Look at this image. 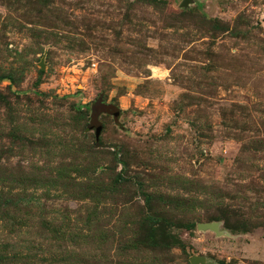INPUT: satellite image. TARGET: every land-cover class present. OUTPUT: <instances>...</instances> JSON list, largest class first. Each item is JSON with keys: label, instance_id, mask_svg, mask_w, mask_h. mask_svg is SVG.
Returning a JSON list of instances; mask_svg holds the SVG:
<instances>
[{"label": "rangeland", "instance_id": "1", "mask_svg": "<svg viewBox=\"0 0 264 264\" xmlns=\"http://www.w3.org/2000/svg\"><path fill=\"white\" fill-rule=\"evenodd\" d=\"M192 255L264 264V0H0V264Z\"/></svg>", "mask_w": 264, "mask_h": 264}, {"label": "water", "instance_id": "2", "mask_svg": "<svg viewBox=\"0 0 264 264\" xmlns=\"http://www.w3.org/2000/svg\"><path fill=\"white\" fill-rule=\"evenodd\" d=\"M186 0H183V2H185ZM90 116H89V123H88V127H93L94 128V138L95 140H97L98 138V134L100 132L101 129V123L100 121L97 120V115L99 113H104V114H108L111 115L113 120L116 121L119 111L118 109L111 105V104H106L103 103L99 98H97L91 105H90ZM197 227L200 229H204V228H208L211 229L213 231H217V225L216 222H209V223H198ZM189 262L190 264H198V263H203V258L201 256H196V255H192L189 258Z\"/></svg>", "mask_w": 264, "mask_h": 264}, {"label": "trees", "instance_id": "3", "mask_svg": "<svg viewBox=\"0 0 264 264\" xmlns=\"http://www.w3.org/2000/svg\"><path fill=\"white\" fill-rule=\"evenodd\" d=\"M98 98H99V97H98ZM100 99H101V98H100ZM95 100H96V99H95ZM95 100H94V101H95ZM94 101H93V102H94ZM101 101H102V99H101ZM93 102H92V103H93ZM102 102H103V101H102ZM92 103H91V104H92ZM91 104H90V105H91ZM89 111L91 112L90 107H89ZM88 123H89V122H88ZM87 126H88V125H87ZM93 134H94V133H93ZM94 139H95V138H94Z\"/></svg>", "mask_w": 264, "mask_h": 264}]
</instances>
